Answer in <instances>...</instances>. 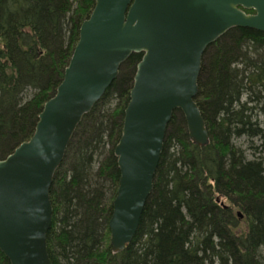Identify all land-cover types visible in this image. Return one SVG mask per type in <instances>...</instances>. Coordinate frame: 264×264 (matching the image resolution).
Instances as JSON below:
<instances>
[{
    "label": "trees",
    "instance_id": "trees-1",
    "mask_svg": "<svg viewBox=\"0 0 264 264\" xmlns=\"http://www.w3.org/2000/svg\"><path fill=\"white\" fill-rule=\"evenodd\" d=\"M94 2L0 0V159L33 134ZM140 58L120 66L54 173L50 264H264V33L248 28L228 30L203 54L194 102L208 145H193L173 113L137 231L112 253L113 149ZM0 264H9L1 253Z\"/></svg>",
    "mask_w": 264,
    "mask_h": 264
},
{
    "label": "water",
    "instance_id": "water-1",
    "mask_svg": "<svg viewBox=\"0 0 264 264\" xmlns=\"http://www.w3.org/2000/svg\"><path fill=\"white\" fill-rule=\"evenodd\" d=\"M234 28L264 33V0H95L33 134L0 159V253L9 264H50L54 173L83 116L136 54L141 58L113 149L119 182L108 221L112 253L126 248L153 188L173 113L182 115L192 144L209 143L194 102L201 61Z\"/></svg>",
    "mask_w": 264,
    "mask_h": 264
},
{
    "label": "rangeland",
    "instance_id": "rangeland-1",
    "mask_svg": "<svg viewBox=\"0 0 264 264\" xmlns=\"http://www.w3.org/2000/svg\"><path fill=\"white\" fill-rule=\"evenodd\" d=\"M243 141H244V139H240V140L237 142V144H239V145L241 146L242 149L246 150V148H247V144L244 143ZM248 154H249V153H248ZM263 157H264V155H263ZM241 218H242V217H241ZM241 218H239V219H241Z\"/></svg>",
    "mask_w": 264,
    "mask_h": 264
},
{
    "label": "bare ground",
    "instance_id": "bare-ground-1",
    "mask_svg": "<svg viewBox=\"0 0 264 264\" xmlns=\"http://www.w3.org/2000/svg\"><path fill=\"white\" fill-rule=\"evenodd\" d=\"M126 60H127V59H126ZM126 60H125V61H126ZM125 61H124V62H125ZM117 76H118V75H117ZM115 79H116V78H115ZM129 91H130V90H129ZM128 98H129V94H128ZM124 109H125V108H124ZM123 113H124V111H123ZM193 145H194V144H193ZM116 191H117V190H116Z\"/></svg>",
    "mask_w": 264,
    "mask_h": 264
}]
</instances>
